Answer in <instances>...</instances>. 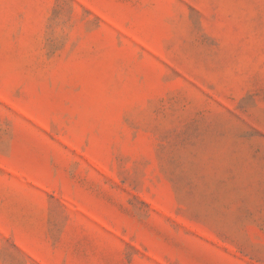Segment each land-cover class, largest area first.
<instances>
[{"label":"rangeland","instance_id":"obj_1","mask_svg":"<svg viewBox=\"0 0 264 264\" xmlns=\"http://www.w3.org/2000/svg\"><path fill=\"white\" fill-rule=\"evenodd\" d=\"M0 264H264V0H0Z\"/></svg>","mask_w":264,"mask_h":264}]
</instances>
